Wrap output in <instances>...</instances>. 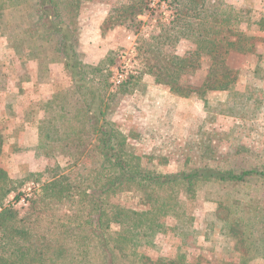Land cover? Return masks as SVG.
Segmentation results:
<instances>
[{
	"label": "trees",
	"instance_id": "1",
	"mask_svg": "<svg viewBox=\"0 0 264 264\" xmlns=\"http://www.w3.org/2000/svg\"><path fill=\"white\" fill-rule=\"evenodd\" d=\"M64 1L0 0V155L7 143L18 150L28 121L38 131L35 143L44 149V158L50 163L57 157L67 161L65 169L54 163L23 180H13L0 168V264H264V159L242 158L235 164L206 158L198 167L172 173L142 165L141 157L127 150L126 138L106 117L103 94L115 60L90 67V73L80 58L79 9L83 1L91 0ZM151 2L126 0V5L112 8L102 34L125 25L137 35L143 25L138 18L147 16L144 11ZM159 3L172 11V20L151 37L152 49L145 46L144 51H155L163 60L158 63L151 52L154 63L147 71L154 82L178 98L196 93L205 104L207 93L224 94L225 103L216 108L218 117L233 124L239 121L244 128L257 122L264 109V91L239 83L238 71L227 66L230 53H254L253 37L239 30L249 22V9L227 10L223 0ZM254 24L257 32H264V14ZM180 38L195 45L190 55L162 52ZM203 60L208 66L201 85L197 89L182 85L181 76L199 69ZM58 64L64 67L68 86L31 102L20 114L15 111L24 79L31 82L34 74L36 85L50 82ZM261 70L258 66L253 74ZM137 80L130 74L116 90L127 95ZM43 106H49V121L38 119ZM238 131L231 127L227 137L236 141ZM87 148L96 153L98 168L75 174L73 168ZM236 148L235 154L246 151L242 144ZM25 181L32 185L30 193L21 191ZM124 191L137 200L136 207L112 201ZM198 199L214 204L215 210L195 229L187 205ZM20 202L26 210L16 208ZM168 220L181 232L182 253L194 251L192 261L181 255L147 254L160 252L157 239Z\"/></svg>",
	"mask_w": 264,
	"mask_h": 264
},
{
	"label": "rangeland",
	"instance_id": "2",
	"mask_svg": "<svg viewBox=\"0 0 264 264\" xmlns=\"http://www.w3.org/2000/svg\"><path fill=\"white\" fill-rule=\"evenodd\" d=\"M63 2L65 1L63 0ZM125 3L126 0L83 1L79 9V16L81 13L83 14V21L79 17L77 20L78 46H80V23L87 24L91 18L102 14L106 15V19L112 8L118 9L124 6ZM223 3L226 4L225 9L227 10L230 8L236 10L240 8L249 9V14L247 15L249 16V22L240 25L239 30L242 35L252 36L255 44L253 54L237 55L230 53L227 58V66L233 71H238L239 83L254 86L264 91V32H257V27L254 24L260 18V14H264V0H223ZM148 7L150 9L144 11L147 16L142 15L138 18V21H141L143 25L139 28L137 35L133 34V28L128 29L125 25L120 27L126 33L134 36L135 52L133 57L136 63L135 73L137 72V74L135 75L134 73L132 75L135 77L140 74L137 76L138 80L135 84V89H133L136 91L137 96L127 98L126 96L130 95H124L118 90H114L110 84L112 75L107 82L109 85L107 84L108 86L106 85V88H104L103 94L107 108L106 117L126 138L127 150L132 155L141 157L142 165L149 168L155 167L157 171L168 173L198 167L207 161L206 158H216L218 161L228 159L229 163H235V160L239 161L242 158L246 159L247 162L263 160L264 109L262 110V117L257 122L251 123L244 128L239 121L233 124L231 120V124L230 120H223L216 115V108L219 104L225 103L226 95L209 92L204 96L205 104L204 100L196 93L190 94L187 98H178L170 93L168 88L154 82V75L147 71V66L154 63V60H152L154 56L158 59V63H162L163 60L155 51H144L146 49L145 46H150L151 49L154 47L151 37L159 34L161 29L168 25V22L172 20V11L167 9L163 3H159V0H152ZM125 24L130 25L129 22H125ZM114 28H117V26L112 29ZM108 31L110 30L105 31V33ZM139 45L145 48L138 51ZM194 49L195 45L189 39L180 38L176 45L163 47L162 52L165 55L175 53L180 57H185V55H190L189 53ZM120 50H123L121 46L111 51L104 61L105 64L108 63V59L116 62V54ZM151 52L154 53V56ZM80 58L84 61L81 53ZM101 66L99 65L98 67ZM207 66L208 62L203 60L199 69L188 75L181 76L182 85L197 89L206 76ZM258 66L262 68L261 72L253 74V71ZM91 68L89 66L87 69L90 73L92 72ZM20 75L24 79L23 73ZM238 88L240 87L236 88L239 91L244 90L243 88ZM20 107L22 108L23 106ZM48 107L43 106L44 110L47 109V113L41 108L38 119L49 121L51 115ZM231 127L239 130L238 139L234 142L232 140L233 137H227ZM252 129L255 133H253ZM24 132L25 137L31 138L30 135L26 134L25 129ZM9 134L10 132L7 135ZM210 134L213 135L210 137ZM214 135H218V137L215 138ZM208 140H210V143ZM241 144L246 148V151L235 154L237 151L236 147ZM38 146L39 144L37 143L30 145L28 141H23L18 146V150H16L15 147L17 146L13 144L8 146L7 143L0 155V168L4 169L13 180H23L29 174L40 173L44 167L54 163L64 169L65 167L67 168V161L62 157H57L53 163L48 162L43 156L44 149H38ZM32 149L35 150L34 153ZM88 150L89 148H87L86 154H84L78 166L73 168L75 174H85L98 168L96 153ZM31 187L32 185L25 181L21 191L30 193ZM177 197L185 198L184 194H179ZM201 197L203 196H198L199 199ZM199 199L190 201L187 205L188 211L192 212L194 217L193 226L195 229L203 224L207 216L215 210L214 204L205 203ZM119 200L128 206L136 207L137 205V200L127 191L120 192L112 199L113 202ZM26 206V204L20 202L16 205V208L25 207L26 210ZM20 213L23 214L24 211L21 209ZM175 227L176 224L173 220L167 221L163 234L157 239L161 250L160 252H148L147 254L151 258H172L181 255L189 261L193 260L194 251L189 250L186 255L180 250L181 232Z\"/></svg>",
	"mask_w": 264,
	"mask_h": 264
},
{
	"label": "crops",
	"instance_id": "3",
	"mask_svg": "<svg viewBox=\"0 0 264 264\" xmlns=\"http://www.w3.org/2000/svg\"><path fill=\"white\" fill-rule=\"evenodd\" d=\"M82 16L83 14L81 13L79 16L80 20H82ZM105 16V14L94 16L87 24H79L81 29L79 38L80 46L78 50L84 57V63L90 67H98L103 64L108 54L117 49L119 46H121L123 50H131L135 47L134 36L126 33L120 27L111 29L105 34H102L101 28L105 20ZM28 66L30 68H34V64L32 62H29ZM136 74L137 72L135 75ZM137 76H139V74ZM50 78V82L36 85V77L32 74L29 78L31 79L29 80L31 82H26L25 80V82H22L23 84L20 82L15 84V86H20L22 84L21 88L23 90V94L18 97L14 110L20 114L29 107L31 102H37L41 98L49 97L68 86V78L64 74L63 65H56ZM13 89L14 87L10 86L9 90L14 91ZM127 95H130L126 96L127 98L137 96L136 91L134 90L129 91ZM19 105L23 107L21 108ZM230 123L232 124L231 120ZM25 131L28 136H31V138L25 137L24 142L28 141L30 145L35 143L38 135L36 127L26 121Z\"/></svg>",
	"mask_w": 264,
	"mask_h": 264
},
{
	"label": "built area",
	"instance_id": "4",
	"mask_svg": "<svg viewBox=\"0 0 264 264\" xmlns=\"http://www.w3.org/2000/svg\"><path fill=\"white\" fill-rule=\"evenodd\" d=\"M135 48L131 50H120L116 54V62L112 67V76L110 84L113 89L121 86L130 74L135 73V60H134Z\"/></svg>",
	"mask_w": 264,
	"mask_h": 264
}]
</instances>
